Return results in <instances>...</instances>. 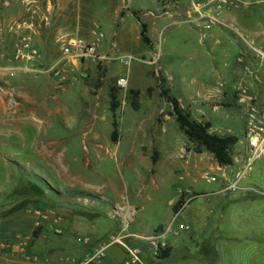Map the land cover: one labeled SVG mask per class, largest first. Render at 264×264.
<instances>
[{"label":"rangeland","instance_id":"1","mask_svg":"<svg viewBox=\"0 0 264 264\" xmlns=\"http://www.w3.org/2000/svg\"><path fill=\"white\" fill-rule=\"evenodd\" d=\"M158 1L175 4L178 14H163L149 27L167 8L143 11L142 48L120 47L108 53L114 56L109 62L94 64L93 77L81 76L55 97L54 91L45 93L44 101L52 102V118L44 120L47 113L39 110L34 115L30 108L17 109V134L0 136L1 238L13 227L16 213L31 218L34 234L50 228L47 223L35 228L33 210L38 205L81 222L93 216L86 227L101 241L134 231L151 233L173 221L167 235L170 254L156 259L146 247L147 264H264V195L245 198L241 218L228 214L222 198L196 223L189 209L174 218L171 203L182 192L183 197L184 192H209L221 178L209 160L194 164L195 156L212 153L196 151L160 93L168 89L191 119H209L211 132L237 135L232 155L240 148L244 153L246 109L238 103L237 85L244 71L259 68L258 77L244 84L264 96V0H227L218 9L220 0L210 5H205L207 0ZM100 24L105 53L112 29L107 22ZM5 50V55L12 51ZM131 54L143 60L126 65L115 58ZM121 76L128 79L126 88L117 84ZM217 89L229 90V96L210 98ZM132 90L139 91L138 109ZM112 92L118 103L114 109ZM239 166L229 169L235 173ZM211 176L216 179L209 181ZM239 183L264 191V154ZM196 198L204 201L205 195ZM23 199L24 207L17 210ZM117 204L123 205H118L121 211ZM128 205L134 216L127 215ZM180 223L190 228L181 229ZM117 248L122 254L109 259L120 263L125 248L114 244L108 254Z\"/></svg>","mask_w":264,"mask_h":264},{"label":"crops","instance_id":"2","mask_svg":"<svg viewBox=\"0 0 264 264\" xmlns=\"http://www.w3.org/2000/svg\"><path fill=\"white\" fill-rule=\"evenodd\" d=\"M161 7L167 9L158 15L157 19L163 14L168 16L178 14L175 4H162L158 0H0V61L6 62V59H2L3 55L6 54V46L10 53L13 43L16 39L18 41L22 35L31 36L33 42L40 47L43 53L41 61L22 62L16 77H8L6 73L0 75V136L9 137L11 134H17V109L30 108V112L34 115L39 110V112L47 113L46 117H43L44 120L52 118V102L44 101V96L48 92L54 91L56 78L52 75L35 74L31 69L60 62L62 59L61 44L64 38L76 35L91 38V29L94 23L107 22L108 28L112 30L105 54H112L111 52L119 51L120 47L123 48L126 45L135 51H139L143 45L141 30L142 18L145 15L143 11L148 10L147 13H149L150 10H159ZM157 19H153L149 27L156 25L159 22ZM103 46L104 41L100 46L101 53H103ZM61 63L66 69L71 70L70 59L64 58ZM258 69L251 71V73L244 71L238 85L249 82L248 79L251 77H258L256 75ZM74 71L93 77L96 67L92 62L83 61L77 63ZM252 87L255 86L252 85ZM215 96L218 98L229 96V90H214L211 92L210 98ZM7 133L10 135L6 136ZM239 142L241 143V141ZM242 147L244 148V145ZM241 150L240 148L238 152ZM212 158H214V162L211 160ZM237 158L235 153L234 164L220 165L213 154L195 156L193 160L195 165L201 164L204 160H209L212 169L220 173L221 179L209 192H200L201 195H205L204 201H199L196 198L200 194L192 192L193 197L185 209L190 210L193 223H196L201 216H205L209 205L217 199L222 198L224 200L223 208L227 209L228 214L241 218L243 216L241 212L244 208L243 203L246 202L245 198L264 195V191L258 185L250 183H239L237 189L225 191L232 182L231 176L234 173L229 168L238 163ZM118 205H123L117 204L116 206L117 210L121 211L123 208ZM29 209L26 212L30 213ZM126 209L127 215L134 216L133 207L128 205ZM181 214L183 213L181 212ZM60 215L63 219L59 230L45 228L37 234H32L31 218H19L17 213L14 214L12 216L13 227L7 228V235L4 237L16 243L17 233L30 234L29 251L41 256L42 260L33 262L23 258L17 251V245L7 249L0 247V260L13 261L16 264L23 262L30 264H75L86 253L87 249L84 244L77 240L78 235L86 234L91 236L95 242H103L87 230L86 226L94 218L93 216L83 218L84 222H81L73 217ZM186 226L188 229L190 228L189 224ZM100 233L102 234L103 231ZM130 233L147 234L137 231ZM167 249H170L171 252V243H168ZM120 253L119 248L112 250L107 255L106 261H111L109 259L111 256H119ZM156 259L161 258L157 257Z\"/></svg>","mask_w":264,"mask_h":264},{"label":"built area","instance_id":"3","mask_svg":"<svg viewBox=\"0 0 264 264\" xmlns=\"http://www.w3.org/2000/svg\"><path fill=\"white\" fill-rule=\"evenodd\" d=\"M226 1L227 0H220L216 3V9L221 7L222 3ZM213 2L214 0H207L205 5H210V3L212 4ZM209 16L215 18L212 15ZM105 36L106 34L102 29L101 24L99 22H95L91 29V38L76 35L62 40V59H70L71 70L66 69L62 65L61 59L60 62L44 67L32 68L31 71L35 74L52 75L56 78L53 93V97H55L56 93L65 89L69 83L77 82L81 76L86 75L85 73H78L74 71L78 62L89 61L93 64H103L114 58L109 54L100 52V46ZM42 56L43 53L40 47L33 42L32 37L22 35L18 41L16 39L14 42L11 53L9 55H3L2 59H6V62L0 61V75L6 73L8 77L14 78L16 77L18 70L21 68L20 65L22 62L41 61ZM115 58L119 59L120 62L126 65H130L132 60L135 59L143 60L139 56L132 54L120 55ZM117 84L120 88H126L128 86V79L121 76L118 78ZM237 99L238 103L246 109V124L244 138L242 140L246 146V150L244 153H241V151L235 152L240 166L234 173V180L228 185L225 191L237 189L239 181L246 175V173L253 169V163L256 158L264 154V96L251 91L247 85L241 83L237 87ZM12 100L15 102L14 98H12ZM215 179V176L208 178L209 181H214ZM184 193L185 197L182 196L183 192L181 194L183 202L179 205L178 210L174 211V218L181 215V212L185 209L186 205L193 197L190 195L191 192ZM177 200L172 201V207L176 204ZM33 212L35 215V228L41 227L46 223L53 230H59L61 228L63 218L54 210L38 206L33 210ZM172 224L173 223L166 228L160 227L154 232L147 234L130 232L122 233L118 236L110 237L108 241L99 243L93 241L89 235L80 234L77 236V240L84 244L87 249L86 253L81 256L75 264H117L112 261H106L108 250L114 244H119L126 250V257L120 264H147L143 257L146 247L148 248V253L151 257H158V254L168 247L167 235L172 231ZM179 227L181 229L187 228L184 223H180ZM31 233L34 234L33 231ZM29 235L30 234H26L24 232L17 233V244L11 240L0 237V247L7 249L17 245V251L23 258L33 262L40 261L42 260L41 256L29 251V240L31 236ZM131 243H133V245H131Z\"/></svg>","mask_w":264,"mask_h":264},{"label":"trees","instance_id":"4","mask_svg":"<svg viewBox=\"0 0 264 264\" xmlns=\"http://www.w3.org/2000/svg\"><path fill=\"white\" fill-rule=\"evenodd\" d=\"M138 90H132L133 100L132 104L134 108H139V103L137 101ZM161 96L171 104L172 112L176 117L180 128L185 131L188 138L195 142V149L197 152H202L206 150L211 152L217 162L220 165H232L234 164V157L232 155V148L238 142L239 137L234 134L219 135L217 133L211 132L210 128L212 124L210 121H198L191 119L189 113L185 112V109L181 105L179 99L173 95L169 94V90L162 88L160 91ZM112 108L118 106V103L114 101L115 95L112 92ZM112 138L116 140V131L112 134ZM20 205L17 206V210H21L24 207L25 199L20 201ZM183 202V197L181 196L176 204L172 207L174 211L178 210L179 205ZM170 254V249L162 250L159 254V258L167 257Z\"/></svg>","mask_w":264,"mask_h":264}]
</instances>
